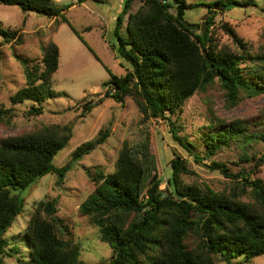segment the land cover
Returning a JSON list of instances; mask_svg holds the SVG:
<instances>
[{"label": "trees", "instance_id": "obj_1", "mask_svg": "<svg viewBox=\"0 0 264 264\" xmlns=\"http://www.w3.org/2000/svg\"><path fill=\"white\" fill-rule=\"evenodd\" d=\"M88 1L93 0H77L78 4ZM134 1L127 2L115 29L118 58L126 64V74L115 76L107 69L111 79L104 84L105 98L122 105L127 99L133 100L146 120L166 124L189 158L221 173L232 189L216 191L187 183L186 178L194 174L191 160L175 152L172 177L163 191L151 133L147 132L139 143L125 144L114 172L106 174L98 169L92 175L89 171L95 191L80 206L81 213L99 230L101 241L113 252L109 262L98 264H217L218 260L250 264L264 256V181L252 179L253 171L233 174L224 163L205 162L231 143L243 150L264 145V130L253 129L264 125V119L257 125L240 119L231 123L211 119L199 138L204 150L196 152L197 143L181 135V113L192 97L216 84L223 89L229 109L244 97L264 95V48L258 54L250 53L249 45L224 24L243 51L218 49L212 29L220 12L257 7V0L207 3L210 11L203 25L190 24L179 14L174 15L168 0H140L141 7L133 13ZM0 4L17 6L26 14L35 12L60 25L65 23L87 46L66 16L71 6L61 7L54 0H0ZM0 38V59L4 46L24 44V35L19 31L0 28ZM17 58L24 67L26 84L11 97L12 106L31 102L27 114L36 117L44 113L46 101L67 96L53 89L52 78L60 67L56 43L44 48L40 62ZM103 100L86 103L82 117ZM15 117L13 107H0V124H11ZM72 135L71 128L52 125L0 138V256L13 257L14 249H10L5 234L24 209L18 193L28 191L50 173L63 184L72 170L71 163L62 168L53 163ZM110 135L111 127L102 131L95 142L81 145L72 162L107 142ZM246 154L243 157L248 159ZM57 204V200L37 203L24 231L30 259H18L20 264H87L81 259V246L63 238L69 226L58 217Z\"/></svg>", "mask_w": 264, "mask_h": 264}, {"label": "rangeland", "instance_id": "obj_2", "mask_svg": "<svg viewBox=\"0 0 264 264\" xmlns=\"http://www.w3.org/2000/svg\"><path fill=\"white\" fill-rule=\"evenodd\" d=\"M59 6L70 7L66 16L87 46L65 23L60 25L53 19L35 12L25 14L17 6L0 4V28L19 31L24 35V44L17 47L6 45L2 48L0 59V107L14 108L16 117L11 124H0V138L38 131L52 125H59L73 130L72 139L54 159L58 168L71 163L72 170L63 184L56 174H47L28 191L18 193L23 199L24 209L5 234V239L14 249L13 257L0 256V264H20L18 259L29 261V249L24 236L29 219L42 200H57L58 217L69 226V233L62 235L81 246V259L87 264L109 262L113 252L110 246L101 241L100 232L90 224L89 218L80 211L81 204L95 191L90 180L100 169L109 174L115 171L119 153L125 144L139 143L147 132L151 133L154 152L158 157L161 189L166 191L172 177L171 162L175 152L184 159H190V168L194 174L186 182L216 191H230V181L219 172H212L185 153L173 138L166 124L146 120L135 102L127 99L125 104L105 98L104 84L111 79L107 69L115 76L126 74V64L118 58V38L115 35L118 17L124 11L129 0H93L78 4L77 0H54ZM217 0H168L172 13L178 15L182 8L184 20L190 24L203 25L209 15L207 3ZM183 2L187 6L179 3ZM257 7L234 9L220 12L214 19L212 29L215 32L218 49L225 48L232 52H242L233 37L223 28L231 26L245 43L250 53L258 54L264 48V0H257ZM140 0L134 1L131 12L141 7ZM122 35L126 36V22ZM60 25V26H59ZM1 40V38H0ZM51 42L60 49V67L53 76V89L56 93H66L50 99L43 104L44 113L40 116H28L31 102L12 106L11 97L26 84L24 67L17 57L38 62L43 59V50ZM95 55L100 59L98 60ZM103 102L89 114L82 117L86 103ZM221 119L226 123L235 120L247 121L257 125L264 119V95L253 98L244 97L233 109L226 103V95L219 84L192 97L181 113L183 131L190 140L197 143L194 151H203L200 134L202 128L211 119ZM175 119V117H174ZM111 127V135L104 144L96 145L78 162H72L75 151L85 143H93L100 138V133ZM254 131L264 130V125L254 126ZM247 150V151H246ZM247 152L248 159L244 153ZM264 145L256 144L248 149H241L235 143L220 151L211 161L226 164L233 174L249 172L252 179L264 181ZM259 166V167H257ZM244 200H248L246 197ZM240 261V260H239ZM235 261L233 264H237ZM217 264H226L218 260ZM250 264H264V256L257 257Z\"/></svg>", "mask_w": 264, "mask_h": 264}, {"label": "water", "instance_id": "obj_3", "mask_svg": "<svg viewBox=\"0 0 264 264\" xmlns=\"http://www.w3.org/2000/svg\"><path fill=\"white\" fill-rule=\"evenodd\" d=\"M178 14H179L180 19H183V16H182V8L181 7H179Z\"/></svg>", "mask_w": 264, "mask_h": 264}, {"label": "crops", "instance_id": "obj_4", "mask_svg": "<svg viewBox=\"0 0 264 264\" xmlns=\"http://www.w3.org/2000/svg\"><path fill=\"white\" fill-rule=\"evenodd\" d=\"M58 4H61V3H58ZM72 6L71 7H74L77 3H71ZM26 14V13H25ZM28 15V14H27ZM59 47V46H58Z\"/></svg>", "mask_w": 264, "mask_h": 264}]
</instances>
